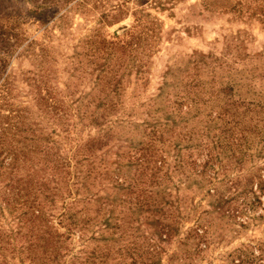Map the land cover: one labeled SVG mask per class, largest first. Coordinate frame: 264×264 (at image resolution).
I'll return each instance as SVG.
<instances>
[{"label":"rangeland","instance_id":"374dc122","mask_svg":"<svg viewBox=\"0 0 264 264\" xmlns=\"http://www.w3.org/2000/svg\"><path fill=\"white\" fill-rule=\"evenodd\" d=\"M0 264H264V0H0Z\"/></svg>","mask_w":264,"mask_h":264}]
</instances>
